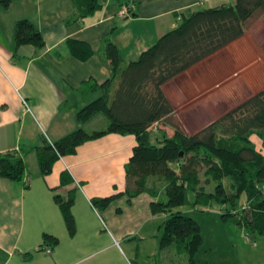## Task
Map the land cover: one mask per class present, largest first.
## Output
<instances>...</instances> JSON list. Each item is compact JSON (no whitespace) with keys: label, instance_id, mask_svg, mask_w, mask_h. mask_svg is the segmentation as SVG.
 Segmentation results:
<instances>
[{"label":"crops","instance_id":"0c3cea01","mask_svg":"<svg viewBox=\"0 0 264 264\" xmlns=\"http://www.w3.org/2000/svg\"><path fill=\"white\" fill-rule=\"evenodd\" d=\"M120 1L104 0L92 14L72 19L71 0H8L7 5L0 0V153L15 151L25 162L22 180L0 176V264H150L152 256V264H175L165 254L170 248L158 246L165 216L151 212L153 197L124 193L133 134L92 138L56 161L47 175L40 173L34 149L43 138L54 142L79 125L77 109L99 93L87 84L109 75L106 36L126 61L133 60L172 28L182 11L233 0H127L132 11L126 16L118 14ZM23 17L42 31V46L15 45L14 24ZM70 37L86 41L92 54L85 60L73 56L66 45ZM95 119L84 124L86 131L105 128L104 120ZM160 125L172 132L169 124ZM120 192L103 209L91 204L92 198ZM68 193L72 235L54 200V194ZM44 234L56 243L44 242Z\"/></svg>","mask_w":264,"mask_h":264},{"label":"trees","instance_id":"16d2710c","mask_svg":"<svg viewBox=\"0 0 264 264\" xmlns=\"http://www.w3.org/2000/svg\"><path fill=\"white\" fill-rule=\"evenodd\" d=\"M103 1L71 0V18L92 14ZM2 3L7 5L8 0ZM123 4L132 11L127 0H121L120 6ZM258 9L264 16V0H233L182 11L172 28L128 61L106 36L103 44L109 75L101 83L87 84L88 90L99 93L77 109L76 128L54 142L43 138V144L34 147L40 173H50L56 161L92 138L107 132L130 133L135 144L124 165V193L129 197L149 194L153 197L151 212L164 214L158 233L160 250L174 247L176 253L186 254V264H214L195 257L204 234L196 220L178 209L187 203L201 208L216 203L221 206L222 219H230L246 237H264V152L250 138L256 133L264 146V87L193 132L171 119L175 108L164 90V84L243 35L246 20ZM14 42L42 46L44 37L30 19L23 17L14 24ZM66 45L80 60L93 52L81 39L67 38ZM99 113L106 117L107 126L86 131L84 124ZM166 123L172 127L171 133L160 125ZM24 172L25 162L17 152L0 153L1 177L20 181ZM189 192L194 196L191 202ZM120 194L92 198L91 204L103 209ZM242 194L245 203L238 207ZM54 200L72 235L73 195L68 193L63 198L54 194ZM43 241L54 244L57 238L44 234Z\"/></svg>","mask_w":264,"mask_h":264},{"label":"rangeland","instance_id":"374dc122","mask_svg":"<svg viewBox=\"0 0 264 264\" xmlns=\"http://www.w3.org/2000/svg\"><path fill=\"white\" fill-rule=\"evenodd\" d=\"M262 87L264 17L262 10L258 9L245 22L243 35L166 83L165 93L175 108L171 119L187 132H193ZM102 120L105 121L102 126L106 127L108 122L102 113L96 115L94 123ZM153 134L154 131L151 137ZM250 138L255 147L264 152L262 138L256 133H252ZM193 197V193L189 192L190 202ZM244 203L245 196L242 194L237 206L241 207ZM178 209L196 220L204 234L196 259L214 264H264V237H245L242 228L230 219H222L220 205L211 203L201 208L187 203ZM169 248L165 254L175 264L187 263L185 253L179 254L174 247ZM153 260L152 256L147 262L152 264Z\"/></svg>","mask_w":264,"mask_h":264},{"label":"built area","instance_id":"2783aa9c","mask_svg":"<svg viewBox=\"0 0 264 264\" xmlns=\"http://www.w3.org/2000/svg\"><path fill=\"white\" fill-rule=\"evenodd\" d=\"M118 14L121 16H126V15L130 14V10H129L128 5L123 4L122 6H120L118 9ZM22 103L27 110L30 108L29 103L26 99L22 98ZM24 180L26 183L29 181L28 178H24ZM44 250H45V252H50V248H48V247L47 248L44 247Z\"/></svg>","mask_w":264,"mask_h":264},{"label":"water","instance_id":"95a60500","mask_svg":"<svg viewBox=\"0 0 264 264\" xmlns=\"http://www.w3.org/2000/svg\"><path fill=\"white\" fill-rule=\"evenodd\" d=\"M251 238H253V236H251Z\"/></svg>","mask_w":264,"mask_h":264}]
</instances>
